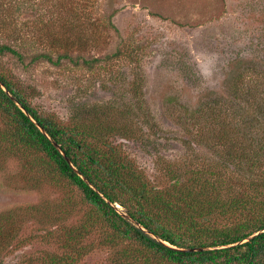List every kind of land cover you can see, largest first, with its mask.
<instances>
[{"label": "rangeland", "instance_id": "374dc122", "mask_svg": "<svg viewBox=\"0 0 264 264\" xmlns=\"http://www.w3.org/2000/svg\"><path fill=\"white\" fill-rule=\"evenodd\" d=\"M0 43L24 54L23 63L1 65L41 112L75 123L101 106L132 120L134 138L114 143L158 188L168 185L165 165L216 158L217 149L193 140L186 110L224 103L232 80H260L255 105L264 97V0H20L0 9ZM69 46L74 61L58 60ZM117 49L121 57L111 58ZM230 112L241 125L246 113ZM6 125L0 117L2 137ZM43 160L12 138L0 142V264H49L60 250L46 234L92 216ZM105 236L112 232L95 222L77 264H124L127 243Z\"/></svg>", "mask_w": 264, "mask_h": 264}, {"label": "trees", "instance_id": "16d2710c", "mask_svg": "<svg viewBox=\"0 0 264 264\" xmlns=\"http://www.w3.org/2000/svg\"><path fill=\"white\" fill-rule=\"evenodd\" d=\"M19 1L0 0V9L10 8ZM69 48L59 52L58 60L74 61ZM117 52L111 58H120L119 49ZM5 57L23 63L24 54L0 43V83L59 146L63 155L1 87L0 117L9 133L0 136V142L12 138L42 154L44 167L53 178L80 191L92 209V216L81 226L59 228L58 234H46L44 239L60 250V254L48 258L49 264H77L89 249L83 241L97 221L112 232V236H105V241L116 239L127 243L119 253L124 264H138L137 259L144 261L141 264H264V232L229 248L180 252L148 236L105 201L118 204L133 221L176 248L232 245L264 231V97L257 106L254 102L260 95V80H232L231 97H226L224 103L214 99L192 111L186 110L193 140L217 149L216 158L194 164L165 165L168 185L158 188L114 143L116 137L134 138L132 120L101 106L75 123H64L43 113L32 104L27 90L3 70L1 59ZM32 59L53 62L48 54H37ZM83 60L85 64L91 62L87 58ZM247 69L253 75L259 73L255 68ZM261 86L264 94V80ZM230 109L237 115L239 111L246 113L241 125L231 117ZM65 158L98 192L90 188Z\"/></svg>", "mask_w": 264, "mask_h": 264}, {"label": "water", "instance_id": "95a60500", "mask_svg": "<svg viewBox=\"0 0 264 264\" xmlns=\"http://www.w3.org/2000/svg\"><path fill=\"white\" fill-rule=\"evenodd\" d=\"M0 87L3 89V91L12 99L13 102H15V99L11 96V94L3 87V85L0 83ZM16 106L26 115L28 116L32 122L39 128V130L51 141V143L62 153L63 152L60 150L59 146L50 139V137L45 133V131L40 128L37 123L29 116L28 113H26L25 109L23 107H21L17 102H15ZM66 161L68 162L69 166L85 181L88 183V181L82 177V175L77 171V169L73 166V164L71 163V161L67 158H65ZM90 188L93 189L94 191L98 192L95 187H93L91 184H89ZM100 196L103 198V196L100 194ZM119 215H121L122 217H124L125 219L129 220V222L131 224H133L134 226H136L138 229L142 230L144 233H146L148 236L152 237L153 239H155L157 242L163 244L164 246H167L169 248H172L174 250L180 251V252H200V251H210V250H214V249H222V248H229L232 246H236V245H240L243 244L245 242H248L251 238L255 237L256 235L260 234L261 232L264 231H259L257 233H254L253 235L247 237L246 239L236 243V244H232V245H226V246H221V247H198V248H176L173 247L171 245H169L168 243L162 241L161 239L155 237L154 235H152L150 232H148L146 229H144L141 225L137 224L135 221H133L128 215H126L125 213H121L117 210L116 206H114L115 204L109 203L107 200H105ZM117 205V204H116Z\"/></svg>", "mask_w": 264, "mask_h": 264}]
</instances>
